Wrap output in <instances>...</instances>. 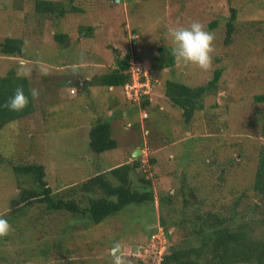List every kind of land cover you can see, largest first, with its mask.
<instances>
[{
	"label": "rangeland",
	"instance_id": "1",
	"mask_svg": "<svg viewBox=\"0 0 264 264\" xmlns=\"http://www.w3.org/2000/svg\"><path fill=\"white\" fill-rule=\"evenodd\" d=\"M51 1L64 5L65 14L39 15L33 8V0H0V41L6 36L23 41L21 57L0 55V76L9 68L17 72L23 61L31 68L28 76L30 90L39 91V95L32 99L33 112L14 121L15 136L20 129L26 135V140L23 138L24 143L17 142V146L9 142L11 129L6 126L0 131V157L9 155L13 163L44 162L47 184L53 193L62 195L68 188L65 185L74 184L80 179L81 173V176L86 177L101 166H112L119 160L123 161L129 150L139 146L142 150L138 156L140 169L152 180L154 203L130 204L129 207L137 206L133 213L125 214L122 211L88 228L79 225L62 241L74 249L71 253L74 259L78 257L73 264H114L115 257H120L122 264H157V254L186 233L185 228L169 227L167 235L158 223L161 215L167 216L166 210L176 217L169 208L161 207L160 193L174 192L171 194V204L177 206L190 202L179 188L180 176L173 177L171 172L172 169L179 172V168L174 167L180 155L178 153L182 152V156L191 147L200 144H205L206 149L210 141L213 145L211 153L217 163L222 161L224 166L226 164L223 163L229 158L240 157L237 168L247 172L248 179L254 172L256 153L260 145L264 144L258 119L264 101L255 100L258 95L264 98V52L260 36L254 35V28L249 30L250 33L242 31L233 34V43L226 56L227 47L223 43V16L228 14L226 0H181L179 5L170 0ZM231 1L237 9V23L252 18L264 20V0ZM114 7L124 14L117 25L109 23L108 11ZM178 19L183 20L184 26L199 21L213 34L211 64L207 69L175 59L170 67L158 68L154 64L158 46L165 48V54L170 52L169 29L183 26L182 23H176ZM213 19L219 22L211 28L209 24ZM88 25L93 27L91 36L85 34ZM58 32L65 33V46L55 38ZM128 52L150 71L151 93L145 105L126 100L121 88L109 90L108 87L89 84L75 93L69 92L64 71L60 68L68 60L85 66L84 72L80 70L91 82L95 76L116 66V59L120 60ZM30 55L34 57L30 58ZM41 67L47 69L46 75L40 71ZM216 68H222L215 85L217 92L204 95L202 107L195 109L186 121L183 110L165 96V82L180 79L187 84L203 85L213 77ZM98 91L103 96L96 94ZM90 108L99 109V112L92 113ZM143 110L148 117L145 119L146 127L141 132L139 128L144 125L141 117ZM97 117L109 122L111 134L117 142V147L99 154L100 167L95 163L99 160L92 156L94 153L90 149L88 136V127ZM165 135L169 136L166 140L163 138ZM13 146L16 147L14 152ZM199 150H204V145ZM184 155L187 157V153ZM184 155L181 160H185ZM150 157L159 160L157 167L147 165ZM192 159L187 158L188 162ZM205 167V179L198 184L192 182L200 188L199 195L207 197L214 192L223 195L229 191L228 184L232 183V178L227 180L229 183L219 179L220 165L205 164ZM1 184L5 187V193L0 189V213H7L8 201L16 194L15 175L10 169L0 170ZM81 196V191L75 193V198ZM40 207V203L34 202L24 209L26 215L37 216ZM50 214L47 219L52 220L48 221L49 224L44 223L46 228L43 231L34 225L38 221L35 217L19 215L15 220V227L20 229L17 232L24 230L30 242L40 236L45 243L47 235L55 232V228L73 225L67 221L69 212ZM137 235L143 237L139 239ZM2 245L0 240V254L6 259L0 260V264H18L17 257L6 254V248ZM24 245L22 241L13 239L9 253ZM63 251L66 252V249ZM26 260L22 259L21 263L46 264L38 255L32 254ZM61 262L64 263V260Z\"/></svg>",
	"mask_w": 264,
	"mask_h": 264
},
{
	"label": "trees",
	"instance_id": "2",
	"mask_svg": "<svg viewBox=\"0 0 264 264\" xmlns=\"http://www.w3.org/2000/svg\"><path fill=\"white\" fill-rule=\"evenodd\" d=\"M170 1L179 5L181 0ZM32 4L36 13L42 16L47 14L61 16L66 12L65 6L60 4V2L33 0ZM226 6L228 14L223 16L225 19L223 43L227 47L226 56H228L229 48L233 43V34H239L242 31L250 33L249 30L251 28L255 29L254 35L260 36L262 51L264 52V20L252 18L237 23L236 7L232 5L231 0H226ZM108 13L110 15V24L114 23L117 25L119 19L124 17L123 12L118 7H114ZM169 22L171 23V20ZM218 22L217 19H213L209 26L214 28ZM176 23L184 24L182 19L176 20ZM85 29H87L85 34L91 36L93 27L88 25ZM54 36L59 44L65 46L67 39L65 33L58 32ZM22 44L21 38L6 36L0 41V55L7 57L22 56ZM157 52L154 64L158 68L170 67L174 64V57L170 52L165 54L163 46H158ZM31 57L33 58L34 56L30 55ZM128 59L129 54H126L120 60L116 59V66L95 76L86 85L95 84L103 87L122 88L124 83L130 81V76L127 72ZM80 68L84 72L85 66H80ZM221 73L222 68H216L213 71V77L203 85L187 84L180 79L168 80L165 82V96L168 97L173 105L183 110L184 117L188 121L192 112L202 107V97L209 93L217 92L218 89L215 85ZM29 80V77H19L12 68H9L4 75L0 76V131L6 126L11 129L8 140L16 146L17 142H21L23 138L26 140V135L19 129L15 136L14 121L32 113L34 109L33 97L29 94L31 87ZM18 86L24 88L25 95L28 96V104L20 111H13L3 105L14 94ZM86 93L89 94V91H86ZM96 94L103 96L99 91ZM255 100L263 102V95L256 96ZM141 101L145 105L149 101L148 96L143 95ZM91 112H99V109L93 108ZM147 117L143 118L144 125L139 128L141 132L142 128L146 127L147 121L145 119ZM258 119L261 122L260 134L264 137V105L263 109L258 113ZM88 136L90 149L94 153L92 156H95L98 160L101 152L117 147L116 139L111 134L109 122L101 120L99 117L90 126ZM163 138L166 140L169 136L165 135ZM206 139L209 141L210 138L207 137ZM22 143L24 142L22 141ZM201 145H204V150H199L202 147ZM207 145L206 149L205 144L191 147L192 149L188 148L191 150L185 152L187 157L183 153L185 160H181V157H183V155L180 156L182 152L178 153L180 155L176 159L174 167L176 169L179 168V172L174 171V169L171 171L174 175L173 177L180 176L179 181L181 183L179 188L190 199V202L186 205L177 206L174 203L171 204V194L174 192L159 194L161 207L165 206L176 214L175 217L173 213L166 210L168 212L167 216L161 215L158 223L166 234L168 235L169 227L186 229V233L179 238L180 240L166 246L164 250L158 253L159 255L157 254L159 263L264 264V144L260 145L256 153L254 172L251 174L250 179H248L247 172L237 168L236 163L240 161V157L229 158L228 162L223 163L226 164L223 166L221 164L222 161L217 163L213 159L211 153L212 143L209 141ZM12 148L14 152L16 147L13 146ZM29 148L31 149V146ZM131 150H129L125 160H119L112 166L100 167L101 159L95 162L100 168L86 177L81 176L83 175L81 173L80 179L74 184L65 185L68 188L62 195L53 193L51 187L47 184L44 162L13 163L9 155H6L5 158L0 157V170L10 169L15 175L16 184V194L8 201L9 209L7 213H0V216L5 217L10 224V231L0 236V240L3 243L2 246L6 248L5 253L16 256L19 261L18 264H22V259H30L32 254L38 255L39 259L46 264H73L78 260V257L74 259L75 257L71 255L74 249L68 247L65 243L63 244L62 239L65 235L75 230L74 228L79 225L88 228L108 217H115L122 211H125V214L133 213L137 206L129 207L128 205L130 204H153L155 193L152 187V180L140 169L141 162L138 158L140 155L132 156ZM189 157H193V161L188 162L187 158ZM168 158H170V155H168ZM178 159L180 160L177 161ZM158 164L159 160L157 161L154 157H150L147 161V165L150 167H157ZM205 164L220 165L219 179L221 181L229 183L227 180L232 178V183L228 184L229 191H226L227 194L219 195L218 192H214L208 194L207 197L199 195V192H201L200 188L195 187L192 182L198 184L200 180L205 179L207 168ZM1 185L0 189L4 194L5 187L3 184ZM77 191H81V198H75ZM228 192L230 195H228ZM34 202L41 204L38 215H26L24 208L33 205ZM52 212L59 214L69 212L70 217L67 221H70L73 225L55 228V232L47 235L48 238L46 237L45 243H43L40 236L30 242V239L24 234V230L20 233L17 232L20 229L17 226L15 227V220L19 215L23 214L28 218L35 217L38 221L34 225L40 231H43L46 228L44 223L52 220L47 219ZM53 220L58 222V220ZM56 222L55 224L57 225ZM21 237L24 239H21ZM136 237L141 239L143 236L137 235ZM13 239L20 240L26 245L17 247L16 250L9 253L11 249L10 243ZM142 241L140 240V242ZM63 249H66V252ZM52 254L55 257L53 259H51ZM5 259L6 256L0 254V260L4 261ZM138 259L143 262V259L139 257ZM62 260H64V263L61 262Z\"/></svg>",
	"mask_w": 264,
	"mask_h": 264
},
{
	"label": "clouds",
	"instance_id": "3",
	"mask_svg": "<svg viewBox=\"0 0 264 264\" xmlns=\"http://www.w3.org/2000/svg\"><path fill=\"white\" fill-rule=\"evenodd\" d=\"M112 1H117V0H112ZM120 1L121 0H119L118 2ZM169 35L171 38L170 52L176 61L183 62L185 64H192L200 67L201 69H207L210 66L211 53L213 51L212 42L214 40V36L210 31L206 30L205 26L202 23H200L199 21H193L188 26H178V27L170 28ZM128 54H129V59H128L129 66L127 68V72L129 73L130 81L124 83V85L121 88V91L126 100L137 102L142 105L141 97L143 95L148 96L151 93L149 92L150 71L147 68L142 67L138 63V59H136L133 55L131 56L129 52ZM124 57L125 55L123 56V58ZM80 66H83L80 62H72L69 60L60 66L61 70L64 71L63 73L65 74V79L67 80L66 82L69 85V92L71 93L77 92L80 88H82L84 85L90 82V78L85 73L80 71ZM71 67L77 68L80 74L81 78L79 79L80 81L78 83L81 84L79 86H77V84L74 83V80L72 81L68 78L69 69ZM144 70H146V72H144ZM40 71L45 75L47 74L46 68L41 67ZM133 73H136V76L139 77L138 81L143 84L142 87L140 88V94L138 97H132L126 94L125 85L131 84L133 82V78H134ZM30 74H31V68L26 66L25 63L21 61L19 68L17 70V75L21 78H27ZM82 79H85L84 83H82L83 81ZM112 88L115 87L112 86L108 87L109 90H112ZM29 94L32 97H36L39 95V91L37 89H31ZM27 104H28V96L25 95L24 88L22 86H18L15 89L14 94L8 98V100L3 106L13 111H20L24 109ZM123 114L126 115L127 112H123ZM146 116L147 113L146 111L143 110L141 114L142 119ZM88 128H90V126ZM136 148L140 149L139 146H136L134 149ZM141 151L142 150L140 149V152ZM9 231H10L9 221L5 217L0 216V236L7 234ZM156 262L157 264H160L159 259H157ZM114 264H122L121 258L115 257Z\"/></svg>",
	"mask_w": 264,
	"mask_h": 264
},
{
	"label": "built area",
	"instance_id": "4",
	"mask_svg": "<svg viewBox=\"0 0 264 264\" xmlns=\"http://www.w3.org/2000/svg\"><path fill=\"white\" fill-rule=\"evenodd\" d=\"M134 74L133 82L131 84L125 85L126 87V94L128 96L132 97H138L140 94V88L142 87V83L138 81V76H136V73Z\"/></svg>",
	"mask_w": 264,
	"mask_h": 264
},
{
	"label": "water",
	"instance_id": "5",
	"mask_svg": "<svg viewBox=\"0 0 264 264\" xmlns=\"http://www.w3.org/2000/svg\"><path fill=\"white\" fill-rule=\"evenodd\" d=\"M117 1H119V0H117ZM68 78L70 79V80H74V83H76L77 84V86H79L81 83H78L80 80V74H79V72H78V70H77V68H75V67H71L70 69H69V73H68ZM83 81H82V83H84L85 82V79H82ZM140 153V149L139 148H136V149H134L132 152H131V154L133 155V156H137L138 154Z\"/></svg>",
	"mask_w": 264,
	"mask_h": 264
}]
</instances>
